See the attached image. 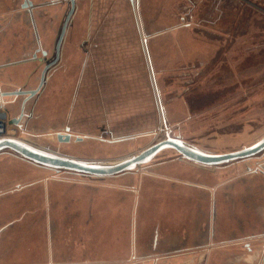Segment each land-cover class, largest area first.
Instances as JSON below:
<instances>
[{
    "label": "rangeland",
    "instance_id": "1",
    "mask_svg": "<svg viewBox=\"0 0 264 264\" xmlns=\"http://www.w3.org/2000/svg\"><path fill=\"white\" fill-rule=\"evenodd\" d=\"M33 1L36 4V0ZM248 2L247 0H233L231 3L227 2L224 5L217 0L215 6L217 20L215 24L203 20L200 23L197 20L194 24L192 22L195 19L192 21L190 17L188 21L192 22L188 26L181 19L184 9L186 10L189 6H192V3L188 2V0H135V8L127 0H99L94 6V15L89 27L90 32H87V30L89 31V25L87 24V9L89 6L88 2H85L84 13L81 12L77 16L78 18L73 21L72 27L68 31L67 42L63 43L68 46L67 53L62 54V57L46 71V77L49 74L52 75L45 87L43 86L44 89L42 87L41 91L25 104L26 117L23 119V130L8 121L11 118L10 115L12 117L18 115L22 97L19 96L15 101L8 104H4L0 99V102L3 103L2 105L8 108V116L2 118L8 133L10 134L12 129L14 130L13 138L21 139L18 137H26L41 144V147L58 146L64 152L78 156L75 158L83 157L79 159L104 161H114L122 157L138 154L143 147L164 139L166 137L164 132L161 133L159 131V126H162L160 125L161 123H163L162 127L168 125L171 135L180 133L185 142L191 145L198 144L204 151L238 150L242 145L251 143L264 133V68L260 70V76L255 81V85L249 87L248 91L247 89L245 92L239 90L236 93H228L225 96L226 87H221L224 86V83L235 81L239 77V74H236L240 72V67L246 66L247 63L255 66H264V37L261 39L257 37V35H262L264 32V19H261L262 17L259 16L261 15L260 10L255 7L258 5L256 3L250 5ZM16 3L18 4L19 0H16ZM185 3L187 4L185 5ZM15 8L20 14L15 12L17 14L13 13L11 16L21 15L19 23L22 26V29L16 33H18L17 35L23 34L26 40V55L22 57L25 53L21 52L18 57L19 59H30L28 60L30 63L27 65V69L30 68L32 71L36 69V72L32 75L30 81L25 78L21 81V79L15 77V80L21 83L7 87L13 90L22 84L25 87L22 89H34L39 84V77L44 65L55 59V42L63 23V18H61L63 7L61 3H57L54 6H48V9H41L40 11L41 16L44 15L46 17L42 20V26L46 28V31H48L47 29L50 25L52 27L51 32H39L42 37V48L49 52L48 57L42 62L31 58L32 53L38 46L37 43L32 41L34 39V37L32 38L33 28L31 29L28 21V14L18 5ZM33 11L35 17H38L35 6ZM209 30L211 31L208 32ZM179 33L181 34L180 39H178ZM247 34L254 36H250V40L247 41L245 38ZM14 35L13 32L10 33V38H13ZM3 37L5 38V35ZM200 42L210 43L209 45L212 46L211 51L198 52L201 50L199 48ZM92 43L93 46L98 45V48L93 49L89 53L87 48ZM179 43H184L186 47L185 53H183L182 48H179ZM145 45L147 52L148 46L150 48L154 46L160 51L158 63L155 65L156 69L152 61L153 65L150 62V70V60H148L150 54L148 52L147 59L144 52ZM246 48H248V53H245ZM27 52L31 53V55ZM7 56L5 55L4 58H7ZM152 56L151 60L153 59ZM85 57L88 59V64L85 66L79 86L74 114L71 118H67L68 123L72 125V129L76 131L80 129L86 130L88 132L86 134H90L86 136L95 139V136L102 133L103 124L106 129L108 126L113 129L114 133L119 132L121 129H125L127 132L129 130L128 126L131 124L137 125L138 129L144 127L145 124H152L154 125L153 132L150 135H139L135 139L120 143V145L113 147L111 150L108 148L104 150L103 146L99 144V142L103 141L91 138H89L90 140L85 139L83 143H77L76 146L72 145L75 144V141H70L67 145H61L56 138V131L58 132V130L53 125L50 126L45 121L36 119L35 115L32 118L35 104L38 105L39 102L47 100L51 95L52 98L58 97L57 100L60 98V94L62 98L71 96L77 86L82 62ZM231 61L233 65L238 64L239 68L227 69L228 63L230 64ZM242 61L245 62L241 64L240 62ZM231 74H233L232 80L230 78ZM65 79H69L71 85H64ZM135 81L137 82L139 94L137 99L133 95L129 99V94L132 93L131 88ZM216 88H222L223 92L220 96H225L226 98L222 97L223 99L221 100L211 101L208 97ZM55 90H58V92H55ZM259 90L263 93L261 94V99L256 100V93ZM197 92H202V95L205 94L206 97L205 105L202 106L201 116L189 117L190 115L185 110L184 115L181 114L179 117L170 118L169 122L166 121V116L162 113L163 107V112H165L162 96L169 109V106H171L169 104L172 101H176V99L179 101L183 97L188 98ZM99 93L106 97L103 102L105 111L102 110V101ZM39 94L41 95L39 96ZM247 97H249V112L246 116H241L240 113L245 109ZM4 98L10 99L11 97L7 96ZM5 106H0L2 108L0 110L2 111L6 108ZM141 109H145V112L140 117H128L130 114H135V110L138 113ZM80 110H83L90 117H80ZM65 120H63L64 123L66 122ZM102 120H104L103 123ZM80 123H83V127L80 126ZM86 123H88V126H86ZM121 125H125L124 128ZM134 128L131 127L130 130L132 131ZM107 131L108 129L102 135L104 138L109 139L108 137L111 134ZM172 157H178V154L171 149L161 150L156 154L154 162ZM18 159V157L11 155L9 152H0V226L15 220L12 225L1 232L3 242L0 244V264H17L20 262L16 253L7 256V254L3 255V252L12 245L16 246L20 243L19 237L22 234L20 230L33 222L29 220L28 215H36V219L40 218L39 223L36 225L41 224L39 243L42 245L40 254L45 256L47 255L46 249H48V245L45 244L48 239V221L51 224V231L55 232V228L58 227L62 234L66 230L65 227L69 226L68 224L71 226L76 223V226L79 227L81 222L82 228H90L91 232H88V229H83L81 233L75 235L79 241L84 239V242H86L82 248L83 252L74 249V255L69 254L72 258L62 259L58 262L82 264L86 262L82 260V257H84L83 253H85V255L92 256V261L89 264H143V261L128 262V260L113 262L111 260L113 256L111 251L104 260L99 259L97 262L95 260L96 257L93 256L94 252L92 250L97 248L99 243L96 240L98 241V238H100L99 235H95L97 232L95 227L98 224L99 206L101 205V202H98L97 194L99 189L97 188L106 187L110 183L120 181L123 177L92 178L62 170L58 174L60 177H67L69 182L53 183L54 181H49L48 197L50 209H52L51 206L55 202L54 196H51L52 193L50 194V190L54 186L60 189L66 188L68 193L64 194V198L61 199L58 207L63 206L62 209H64L69 206L71 209H64L63 213L59 214L60 216L57 215V217L55 216L48 220L45 208L46 196L43 191L44 182L41 180L42 178L38 177H48L52 171L25 163L33 172L28 174L35 173V176H22L23 172H29L30 169L25 167L24 163L22 166L18 165L19 163L16 162L20 160ZM253 162L254 159L248 161V163L238 161L231 163L233 165H218L216 169L217 172L222 171L224 173L226 181L224 187L232 190L231 196L217 197L215 228L220 238L217 241L214 240L216 246L195 248L196 244L194 241L197 240V237L199 238V234L196 231L194 234L189 233L191 231L194 232L191 229L187 232L190 236L187 239V244H185L186 248H188L185 250V254L170 256L167 259L160 258L158 264H257V262H260L258 260L259 257L256 259L257 262H255V257L251 258V260L246 257L248 259L246 261L240 259L243 254L241 245L225 246V244L220 243L229 235L241 237L248 232V234L261 232V235H264V232H262L264 231V213L262 215L260 212V209L264 212V182L259 178L247 181L246 179L250 175L244 174L246 164H252ZM139 167H137L138 170L142 169V166L141 168ZM123 179L121 182L126 184L131 183L133 180L131 176H125ZM35 182L36 184L27 186V184ZM19 184L25 185V187H18ZM71 189H73V192L69 193L68 190ZM121 191H123L122 195L127 193L123 189ZM122 195H120V202L126 208V213H128L126 204L129 205V202L126 197H121ZM219 199H222L223 202L226 200L224 207H222V203L218 202ZM244 200L247 202V206L244 204ZM198 202L201 204L200 209L203 213L196 230L201 232L208 223L211 197L208 195L203 199L199 197ZM22 213H26L25 217L22 221H17V218ZM72 213L73 215H71ZM242 217L244 218L243 221ZM230 225H233L232 229L234 228L231 232ZM242 227L244 228L243 231L241 230ZM85 231L87 235L84 234ZM7 233L15 239L11 241L12 245H7L3 251L4 244L8 240ZM187 234L184 236L186 237ZM181 236H183V233H181ZM243 239L247 238L244 237ZM253 239L255 241L251 243L252 247L257 250L264 242V238L257 239L255 234ZM72 242L74 245V241ZM38 251L39 248L36 249V256ZM124 256L125 254H123ZM107 257L111 258L108 259ZM29 261L30 263L36 262V260ZM45 261L42 260L39 263Z\"/></svg>",
    "mask_w": 264,
    "mask_h": 264
},
{
    "label": "crops",
    "instance_id": "2",
    "mask_svg": "<svg viewBox=\"0 0 264 264\" xmlns=\"http://www.w3.org/2000/svg\"><path fill=\"white\" fill-rule=\"evenodd\" d=\"M25 1V0H19V3H16V0H0V90L1 91H8L10 90L9 87L7 86H13L15 84H19L21 82L15 80V77L21 79V81L24 80V78L28 81L31 80L32 75L36 72V69H33L34 71L27 69V65L30 63L28 60L30 59H19L18 54L20 55V53H25L26 50V40H25V36L23 34L17 35L18 33H16L17 31H20L22 29L21 23H19V19L21 17V15L18 16H11L13 13L17 14L15 12H18V14H20V12L15 8V6L17 7L20 6V4ZM30 3L32 4L34 1L33 0H29ZM99 0H75V6H74V10L70 16V19L67 23V28H66V32H65V36L63 39V42L60 46V55L59 58L62 57V54L67 53L68 51V46L67 44H65V42H67V37H68V31L70 30V28L72 27V23L73 21H75L78 17V15L83 12L84 13V3L88 2V9H87V24L89 31L87 30V32H90V26H91V21L93 19V15H94V6L96 5V3ZM133 7V3L131 0H127ZM221 4H227L231 3L233 0H219ZM188 2H191L192 6H189L188 9H184L183 14L181 19L183 21H185L186 23L189 22V24H185L190 26L191 22L192 23H196L195 21L199 20L198 22L200 23V21H205V22H209V23H216V4H217V0H188ZM62 4L63 7V12L61 13V18H63V22L64 19L69 11L70 8V4L68 0H36V11L38 12V17H35L34 15V11L32 9V17L34 19L35 23V27H33V32H32V38L34 37V39L32 40L33 43H36L37 40V36H36V32H51L52 31V27H48V31H46V28L44 26H42V20L44 18H46L44 15L41 16L40 11L48 9V6H54L55 4ZM250 5H252L253 3H256L258 6H255L256 9L260 10V17H262L261 19H264V0H249L248 2ZM263 3V4H262ZM87 4V3H86ZM187 3H185L186 5ZM35 5V4H34ZM48 5V6H46ZM198 5V6H197ZM43 6V8H42ZM203 6V8H201ZM38 9V10H37ZM226 9V7H225ZM31 10V9H30ZM14 11V12H13ZM226 13V12H224ZM223 13V14H224ZM89 14V15H88ZM221 15V14H220ZM191 17L192 21H188ZM60 18V19H61ZM137 21L139 22L138 17L136 16ZM63 24V23H62ZM140 25V23H139ZM62 27V26H61ZM32 29V27H31ZM211 30H209L208 32H210ZM13 32L14 37L10 38V33ZM56 32V29H55ZM30 34V32H28ZM2 34V35H1ZM3 35H5V38L3 37ZM40 35V34H39ZM181 34L179 33L178 35V39H180ZM250 36H254V35H250L247 34L246 35V40H250ZM89 37V36H88ZM258 39H261L264 37V32L262 35H257ZM40 40H38V42L40 44H42V37L40 35ZM28 41V40H27ZM35 41V42H34ZM37 42V43H38ZM64 43V44H63ZM206 43V44H205ZM248 43V42H247ZM208 44V45H207ZM210 43L208 42H200L199 48H201V50H199L198 52L203 53V51H207L209 50V52L211 51V47L209 45ZM179 48L183 49V53H185V45L184 43H179ZM148 52H149V59H148V52H147V48L146 45L144 46V52L145 55L147 57L149 61V67L151 70V66H150V62L152 64V61L154 63V67L156 69V64L158 63V54H160L159 49L154 48V46H148ZM25 48V49H24ZM98 48V45H94L93 43L91 44V46H89V48H87L88 52L91 53L93 49ZM188 48V47H187ZM29 53V52H27ZM56 53V51H55ZM164 53V52H162ZM161 53V55H162ZM245 53H248V48H246ZM31 55V53H29ZM88 54V53H87ZM7 56V58H4V56ZM26 53L23 54L22 57H25ZM153 55V56H152ZM160 55V57H161ZM40 56V51L37 54V57ZM88 56V55H87ZM151 56H152V60H151ZM185 56V54H184ZM183 56V57H184ZM21 58V57H20ZM58 58V59H59ZM162 58V57H161ZM57 59V60H58ZM137 62V61H136ZM245 62V61H244ZM243 61L240 62L241 64L244 63ZM247 63V61H246ZM88 64V59L87 57H85L84 61L82 62V68L80 71V77L78 79L77 82V86L75 88V91L71 94V96L69 98H66L64 96V98L61 97V94L59 95L58 93H54L60 96V98L57 100V98H52V95L50 98H48L45 101H41L37 104H35V110L32 113V118L35 115L36 119H40L41 121H45L46 123H48L50 126L53 125L54 128H56V130H58V132H62L64 134L67 133L66 128H68V132L71 133V135L73 134L72 138L70 141H75V145L77 143H83L85 139H88V136L86 135H90V134H86L88 132H86V130L80 129L79 131L72 129V125L68 123V119L71 118L74 114V110H75V101L77 99V94H78V90H79V86L81 84V80H82V76L85 70V66ZM136 64V63H135ZM153 65V64H152ZM263 65V64H262ZM239 68L238 64H234L231 61L230 64L228 63V67L227 69H236ZM264 68L260 66H255V65H250V63H247L246 66H241L240 67V72L237 73L236 75L239 74V77L236 78L235 81H231L228 83H224V86L221 87H226L225 88V96L228 93H236L237 91H241V92H245V90L247 89V91L249 90V87H251L252 85H255V81H257V78L260 76V70ZM157 73V72H156ZM52 74L47 75V77L45 76L44 79V83L43 86L45 87L46 83L48 82L50 76ZM153 76V74H152ZM233 74L230 75V78L232 80ZM153 78V77H152ZM150 80V78H149ZM154 81V79H152ZM17 82V83H15ZM151 82V81H150ZM14 83V84H13ZM64 85H71L69 79H65L63 82ZM42 86V87H43ZM229 86V87H228ZM252 86V87H253ZM19 87L21 88H25L22 86V84L19 85ZM43 87V89H44ZM219 87V86H218ZM8 88V89H7ZM42 89V88H41ZM41 89L36 93V95L41 91ZM161 89V88H160ZM222 88H216L215 91L211 92L210 97H208L211 101H217V100H221L223 98H226L225 96H220V94H222ZM263 89V88H262ZM131 92L129 95V99L131 98V95L134 96L135 99H137V95L139 94L138 92V86H137V82L135 81L132 85L131 88ZM231 90V91H228ZM60 91V90H59ZM55 92H58V90H55ZM162 92V89H161ZM62 93V92H61ZM263 92L261 90L257 91L256 93V100L261 99V94ZM41 94H39L40 96ZM100 95V99L102 101V110L105 111V104L103 103L106 99L105 95L103 96L102 93H99ZM163 95V92H162ZM39 98V97H38ZM162 100L165 106V112L164 111V107L162 108V113L166 116V121L169 122L170 118H174V117H179V115L183 114L185 110L188 112V114L190 115L189 117H193V116H201V111H202V106L205 105L204 101H206V97L205 94L202 95V92H197L191 96H189L188 98H182L179 101H172L171 106H169L170 108L168 109V105L165 104L163 96H162ZM182 100V101H181ZM136 101V100H135ZM183 103V104H182ZM8 104V103H6ZM183 106V108H182ZM249 97H247L246 100V105H245V109L241 111V116H246L249 112ZM253 108V106H252ZM137 109V108H136ZM37 111V112H35ZM145 112V109H141L138 113L135 110V114H130L128 117H134V118H138L141 116V114ZM190 112V113H189ZM193 112V115H192ZM263 112V111H262ZM80 117H90V115H87L83 112V110H80ZM2 115V114H1ZM105 116V115H104ZM11 118L12 115H10ZM68 118V119H67ZM66 119V120H65ZM104 119V118H103ZM63 120H65L66 122L64 123ZM107 121V120H106ZM104 122V120H102V123ZM138 122V121H137ZM140 123V122H139ZM108 124V121H107ZM172 124V122H171ZM80 126L83 127V123H80ZM86 126H88V123H86ZM108 126V125H107ZM123 126L122 128H124L125 125H121ZM153 126L154 125H150V124H145L144 127H142L141 129L137 128V125H129L128 126V131L126 132L125 129H121L119 132H113V129H110L108 126V131L111 136L107 138L103 137V132L105 130H107L103 124V128L101 129V134H98L97 136H95V139H98L99 141H103V142H107V143H103V142H99V144L101 146H103V149H113V147L120 145V143L124 142V141H128V140H132L135 139L137 136L139 135H144L145 134H151L153 132ZM131 127H135L134 130H130ZM55 131V130H54ZM263 132V131H262ZM57 133V131H56ZM92 135V134H91ZM76 136H81L84 139L82 141H76L75 137ZM94 136V135H92ZM264 137V133L262 135H260V137L256 138L254 141H252L251 143H248L246 145H242L239 149L241 148H245L248 147L254 143H256L257 141H259L261 138ZM74 139V140H73ZM91 139L95 140L93 137H91ZM103 139V140H102ZM183 139V138H182ZM107 140V141H106ZM108 140H111V142H108ZM184 140V139H183ZM185 141V140H184ZM68 143H61V145H67ZM197 149L206 152V153H210V154H221V153H227V152H232V151H236L237 149H232V150H226V151H219V150H215V151H204L202 150L201 146L198 144H193ZM146 147V146H145ZM143 147V148H145ZM72 157H78L75 154H70V153H66ZM264 157V154L262 155ZM79 158H83V157H79ZM20 159V158H19ZM18 159V160H19ZM21 161V162H20ZM185 161V162H183ZM183 161H177L175 159H168L165 161H160L158 163H156V166L153 170V172L151 174H141V172L139 174H136L135 176H133V182L126 184V183H122V179L125 178V176H128V174H126L125 176H121L123 177L120 181H115L111 184H109L106 187H98V202H101V205L99 206V215H98V224L96 230L97 232L95 233V235H99L100 238H98V241L96 240V242H98V246L96 249L93 248L90 249L92 250L94 253L93 256L96 257V262L99 259L104 260V258L106 256L102 255V254H109V250L105 251L104 246H105V239L106 237H110L111 239L119 236L118 240L116 242H109V246H112L113 249H111V257H107L108 259L111 258V260L113 262H119V261H127V258L129 257L130 253H138L140 250L144 251L145 250V246L146 243L145 241H141L139 243H134L133 244V248H132V242L129 241H125L122 238V234H121V228H123L124 230H127L129 232L128 229H130V224L133 220V224H135V226H137V228H141L142 230H145L146 228H148V223L151 222V220L153 219L154 215H162V213H166L168 216H171L172 214H177L179 215V220L182 222V228L181 231H186L188 232L189 230H191L193 227H195L197 224L198 219H201L202 217V211H201V204H199L200 202H198V198L201 197L202 199L205 196H210L213 197L214 200L217 199V197L222 198L223 196H231V191L230 189H226L224 187V184L226 183L225 179H224V173L221 172H217L216 169L213 170L212 166H202L200 164H196L194 165L193 163L189 162L186 160ZM17 163H19L18 165L22 166L24 163V166L29 168V166L27 165H31V166H35L37 168H42V166H37L31 162H28L26 160H22L20 159L19 161H16ZM27 163V165L25 164ZM33 168V167H32ZM30 171L29 172H23L22 176H35L34 174H28V173H33L31 168H29ZM35 169V168H33ZM124 175V174H123ZM248 176V175H247ZM246 176V177H247ZM38 178H42L41 180L44 182V194L46 196L45 199V208H46V213L48 216V220L51 218H54L55 216L57 217V215L62 214L64 209H71L69 208V206L67 208H63V206H59V204L61 203V199L64 198V194H68L67 193V189H60L57 186H54L51 190H50V194L51 196H54V203L51 206L52 209H50V204H49V197H48V184L49 181H54L53 183H58V182H62L64 183L65 181L69 182L67 177H60V175H48V177L44 176H39ZM124 180V179H123ZM247 181H252L251 179L247 178ZM106 181V180H104ZM36 184L35 183H30L27 184V186H32ZM25 187V185H21L19 184L18 187ZM248 187V186H247ZM108 188V189H105ZM115 188V189H113ZM96 189V188H95ZM121 189L127 191L126 194L122 195L121 193H123V191H121ZM118 190V192H117ZM251 191V189H250ZM249 191V192H250ZM69 193L73 192V189L68 190ZM244 193V192H243ZM117 194V195H116ZM120 195H122L121 197H126L127 201L129 202V205L126 204L128 206L127 211L128 213H126V208H124L123 205H121L120 202ZM243 199V198H242ZM222 199H219L218 202L222 203V207H224L226 200L221 201ZM244 204H246L247 202L244 200L243 201ZM48 206V207H47ZM71 206V205H70ZM247 206V204H246ZM155 207V208H154ZM130 208V211H129ZM262 210V209H261ZM215 211V210H214ZM263 212V210H262ZM125 213V214H124ZM226 213V212H225ZM26 215V213H25ZM158 215V216H159ZM29 220L32 219V223H29V225L24 226V228L21 230V235L20 237V243L16 246H11L9 248H7L6 251H4V249H6L7 245L10 246L12 245L10 240H7L6 243L4 244L3 248V255H12L14 253L17 254V257H19V264H67L65 262H58L61 261L62 259H70L72 258L71 255H74V249H78L79 251L83 252L82 248L83 246L86 244V242H84V239H79L75 236L76 234L78 235L79 233H81L83 231V229L87 230L88 232L90 231V228H86V227H81V222L79 224V227L76 226V223H73L72 221V225L70 226V224L66 225L69 227L66 228L65 227V232L64 234H62V232L60 231V228L56 227L55 232L51 231L50 229V225L49 221H48V239L47 242L45 244L48 245V249H46V256L44 254H40V250H41V243L40 242V232H41V224L40 225H36L37 223H39L40 218L36 219V215H28ZM30 216H34V217H30ZM60 216V215H59ZM128 216V218H127ZM25 217V216H24ZM34 218V219H33ZM73 219V218H72ZM243 221V217L241 218ZM75 220V219H74ZM70 221V222H71ZM75 225V227H74ZM65 226V225H64ZM74 227V228H73ZM233 225H230V232L234 229H232ZM235 227V226H234ZM59 229V230H58ZM75 230V231H74ZM241 230L243 231L244 228L242 227ZM120 231V232H119ZM91 232V231H90ZM181 232V233H182ZM264 232V231H262ZM52 233V234H51ZM57 233V234H56ZM67 233V234H66ZM190 233V232H189ZM249 233V232H248ZM245 234L244 236H242L243 238H247L246 240L249 241L250 243L255 241V239H253V236H255L256 234V238L257 239H261L264 238V235H261V232H257V233H251V234ZM60 236H59V235ZM84 234L87 235L86 231L84 232ZM92 234V233H90ZM31 235V236H30ZM54 235V236H52ZM33 236H36V238H33ZM73 237V238H71ZM33 238V239H32ZM81 238V237H80ZM234 238V237H232ZM74 241V245L73 242ZM90 244V243H89ZM93 244V243H92ZM214 246H216L213 243ZM228 245L225 243V246ZM81 246V248H80ZM39 248L38 254L36 256V249ZM127 250V251H126ZM260 249H257L255 251H259ZM88 251V250H87ZM210 251V250H209ZM255 251H250L247 253L242 254V256H240V258L244 257L245 260H248L250 258L255 257V254H253ZM260 252V251H259ZM71 253V255H69ZM78 253V252H77ZM84 257H82V260H85L86 262L82 263V264H89V262L92 261V256L90 255H85ZM123 254H125V256L123 257ZM101 255V256H99ZM248 257V259L246 258ZM261 255L259 254V259L261 260ZM242 258V260H244ZM29 260H36V262L30 263ZM42 260H46L43 263H39ZM81 260V261H82ZM101 260V261H102ZM28 261V262H25ZM67 261V260H65ZM17 263V264H18Z\"/></svg>",
    "mask_w": 264,
    "mask_h": 264
},
{
    "label": "flooded vegetation",
    "instance_id": "3",
    "mask_svg": "<svg viewBox=\"0 0 264 264\" xmlns=\"http://www.w3.org/2000/svg\"><path fill=\"white\" fill-rule=\"evenodd\" d=\"M248 1L249 0H247V2ZM24 2H29V3H27V5L25 7H22V4H24ZM34 6L36 7V4L34 5V2L31 4L29 0L23 1L19 6L21 9H23L27 12L28 21L30 22V25L32 28L35 27V23H36L33 19L34 16L32 17V15H33L32 9L34 10ZM65 19H66V17H65ZM65 19H64V21H65ZM186 24H189V22H187ZM62 26H63V24H62ZM66 28H67V25H66ZM61 30H62V27L60 29V32H61ZM65 32H66V29H65ZM59 35H60V33H59ZM59 35H58V38H59ZM36 36H37V40H36V43H37L38 40H40L39 39L40 35L38 32H36ZM64 36H65V33H64ZM64 36L62 38L61 44L63 42ZM58 38L55 42V47H56V43L58 41ZM61 44H60V46H61ZM37 46L38 47L36 48V50L32 53V56H31L32 60H38L40 58L45 59L46 57H48L49 52L46 49L42 48V44H40L38 42ZM41 50H45L46 55H43ZM39 51H40L41 56L37 57V54ZM59 55H60V50H59ZM59 55H58V58H59ZM55 58H56V53H55ZM49 68L50 67H48L47 70ZM46 71H45V74H46ZM44 79H45V77H44ZM39 81H40V77H39ZM13 90H31V89H22L21 87H18V88H15ZM13 90H8V91H13ZM19 96H21V95H19ZM19 96H14V97L8 96V97H11L10 99L3 98V103L4 104L11 103V102L15 101ZM34 96H36V94ZM34 96H32L31 98H33ZM21 97H22V99L25 98L24 95H22ZM20 105H21V102H20ZM2 106H5V105H2ZM5 107L6 108H4L2 111L0 110V114H2L4 116H8V112H7L8 108H7V106H5ZM20 114H21V106H20V110L18 112V115L16 117H19ZM27 115H28V113H27ZM25 117H26V111L24 108V114H23L22 118L19 120L18 124L14 125V126L23 130V126H24L23 119ZM11 119L12 118H10L9 120H11ZM165 127L167 128V130H166L167 134H169L170 136L176 137V138L182 140L183 142H185L182 139V135H180V133H176L175 135H171L170 134L171 132L168 128V125L167 126L165 125ZM14 129H16V128H14ZM166 133H165V136H166ZM18 138H22V137H18ZM185 143L188 144L189 146L193 147V148H196L193 144L191 145L187 142H185ZM10 154L13 156H16L22 160H25V159L15 155V154H12V153H10ZM263 154H264V150L261 151L260 153L256 154V155L250 157V158L245 159V160H235V161H231V162H228L225 164L226 165H233L231 163H235L238 161L248 163V161L254 159V162L252 164H246L244 174H246L248 176L250 175V177H248V178H250L251 180L255 179V178H259L264 182V157L262 156ZM155 156L156 155H154L148 162L141 165L142 169L138 170L136 168L134 170H131V171H128V172H125V173H122V174H119V175L113 176V177H121V176H123V174L124 175L128 174V176H131L133 178V176H135L136 174H139L140 172H141V174H151L153 172L154 168L157 167L156 163H158L157 161L154 162ZM170 159H175L177 161L178 160L179 161L185 160V159L179 158V156L178 157H172ZM166 160H168V159H166ZM26 161H28V160H26ZM162 161H165V160H162ZM28 162H30V161H28ZM183 162H185V161H183ZM187 163H189V161ZM193 164L196 165L195 163H193ZM225 164H221V165H225ZM35 165H37V164H35ZM37 166H39V165H37ZM141 166L139 168H141ZM212 167L214 170V169H217L218 166H216V167L212 166ZM43 169H46L50 172L52 171L51 172L52 175H59L58 174L59 172H56L55 170H53L51 168L43 167ZM84 176H86V175H84ZM86 177H88V176H86ZM260 212L263 215L264 212H262L261 209H260ZM208 214H209L208 215V223L205 226L206 228L204 229L205 232H204V230L201 232L200 231L198 232L196 230V229H198L196 226L200 223L199 219L197 221V224H196V222L194 224L196 226L192 228L194 232H192V231L190 232L191 234H194L196 231L199 234V238L197 237V240L194 241V243L196 244L195 248H200L202 246L203 247L204 246H211V245H213V243L215 244L214 240L217 241L220 238V236L217 233V230L215 228V221L217 220V199L214 200L213 197H211V203L209 206V213ZM71 215H73V213ZM158 215H154L151 222L148 223V226H147L148 228H146L145 230H142L141 228H137V226H135V224H133V220L129 226L130 227V229H128L129 232L127 230H124L123 228H121V234L123 235L122 238L125 241L130 240L132 242V248L134 247L133 246L134 243H139L141 241H145V243H146L144 251L140 250L136 254L130 253L129 257L127 258L128 262H130V261H133V262L134 261L135 262L143 261V264H158V260L160 258H166L167 259L170 256L174 257V256H181V255L185 254V250L188 249V248H186L185 244H187V239L189 238L190 235H189V233L187 234V232L184 233V231L183 232L181 231L182 222L179 220L180 216L177 215L176 213L172 214L171 216H168L166 213H162V215L160 214L159 216ZM24 216H25V213H22L21 216L19 218H17V221H22ZM14 222H15V220L11 221V222H7V224H5L4 226H0V244H1V242H3L2 238H1L2 237L1 232L4 231L8 226L12 225ZM210 228L212 229V233H210V231H209ZM20 232H21V230H20ZM181 232L183 233V236H181ZM185 234H187L186 237L184 236ZM7 236H8V240H10V241L15 239L12 235H8V233H7ZM52 236H54V235H52ZM232 237L233 236H231V235L226 236L225 240L221 241L220 243L221 244L226 243V244H228V246L229 245L230 246L241 245L243 254L250 252V251H255L252 247L253 246L251 244L252 242L250 243L246 239H243L242 236L241 237L235 236L234 238H232ZM21 238L22 237H19L20 240H21ZM33 238H36V236H33ZM118 238H119V236H116L112 239L110 237L104 238L105 239V246H104L105 251H108V250L112 251L111 249H113V248H112V246H109V242H110V240H111V242H116L118 240ZM12 246H14V245H12ZM174 246H176V248H174ZM246 246H247V248H246ZM3 248H5V247H3ZM195 248H192V249H195ZM259 253H260L259 251H255L253 253V254H255V258H254L255 260L258 259ZM102 255L108 256L109 254L107 255V253H106V254H102ZM242 258L244 259V257H242ZM242 258H240V259H242ZM243 261H246V260L244 259ZM169 264H178V263H169Z\"/></svg>",
    "mask_w": 264,
    "mask_h": 264
},
{
    "label": "water",
    "instance_id": "4",
    "mask_svg": "<svg viewBox=\"0 0 264 264\" xmlns=\"http://www.w3.org/2000/svg\"><path fill=\"white\" fill-rule=\"evenodd\" d=\"M70 4L69 11L67 13L66 19L63 23L62 30L60 32L58 41L56 43L55 51L56 58L47 64L44 65L41 74L40 81L36 88L31 90H13V91H1L0 90V99L3 101L4 97L7 96H19L24 95L25 98L21 101V114L19 117H14L9 120L10 124L17 125L19 120L22 118L24 114V108L27 101L34 96L43 86L45 71L48 67L52 66L54 62L58 59L60 44L62 38L65 33L66 25L70 19V16L74 10L75 0H68ZM132 1V0H131ZM29 2H24L22 7H25ZM139 17V14H138ZM145 42V40H144ZM43 55H46L45 50H41ZM39 61H43V58L38 59ZM0 106L2 103L0 102ZM1 108V107H0ZM68 128H66L67 133L64 134L62 132L56 133V138L58 143H68L70 142L72 135L68 132ZM91 138V137H88ZM21 140H14L10 138H0V152H9L15 154L25 160H28L34 164H37L42 167H47L55 170L56 172H60L62 170L70 173L83 174L92 178H110L113 176H117L119 174L131 171L136 169L140 165L148 162L154 155H156L161 150L171 149L176 152L181 159H185L189 162L200 164L202 166H218L221 164H225L235 160H245L250 158L261 151L264 150V137L261 138L256 143L241 148L236 151L221 153V154H210L206 152H202L196 148H193L183 142L182 140L170 136L166 133V137L158 142H154L149 146L143 148L138 154L131 156L125 162L121 164H101L95 163L93 161L82 160L73 158L72 156L66 154L61 148L58 146L50 147L43 146L41 147L39 143L30 140L26 137L21 138ZM84 138L81 136H76V141H82ZM103 140V139H102ZM107 141V140H106ZM111 142V140H108ZM32 145V146H31ZM261 260L257 264H264V242H262L261 247L259 248Z\"/></svg>",
    "mask_w": 264,
    "mask_h": 264
},
{
    "label": "bare ground",
    "instance_id": "5",
    "mask_svg": "<svg viewBox=\"0 0 264 264\" xmlns=\"http://www.w3.org/2000/svg\"><path fill=\"white\" fill-rule=\"evenodd\" d=\"M134 1L135 0H132V3H133V6H134V8H135V5H134ZM137 6V5H136ZM140 23V22H139ZM161 110V109H160ZM162 114V113H161ZM6 116H4V115H1L0 114V118H5ZM161 118H162V116H161ZM5 131V129L3 128V132ZM3 136H5V135H2V134H0V137H3ZM10 139H15V138H13V136H8ZM15 140H21L22 141V139H15ZM151 145V144H150ZM149 146V145H148ZM201 151V150H200ZM203 152V151H202ZM133 155H136V154H133ZM133 155H129V156H126V157H122V158H119V159H116V160H114V161H104V160H88L89 162L90 161H93V162H95V163H97L98 161V163H101V164H121L122 162H125L126 160H128V158H130L131 156H133ZM73 158H75V157H73ZM77 159H79V158H77ZM143 165V164H142ZM141 166V165H140ZM205 166H207V165H205ZM210 233H212V229L210 228ZM246 248H247V246H246Z\"/></svg>",
    "mask_w": 264,
    "mask_h": 264
},
{
    "label": "built area",
    "instance_id": "6",
    "mask_svg": "<svg viewBox=\"0 0 264 264\" xmlns=\"http://www.w3.org/2000/svg\"><path fill=\"white\" fill-rule=\"evenodd\" d=\"M1 120H0V134H2V135H5V136H3V137H0V138H9L8 136H13V132H14V130H10V134L8 133V129H6V125H5V122L3 121V119L2 118H0ZM160 125H162L163 126V123H161ZM162 126H159V131L162 133V132H164V134L166 133V130H167V128L164 126V127H162ZM3 128L5 129V131L3 132Z\"/></svg>",
    "mask_w": 264,
    "mask_h": 264
}]
</instances>
